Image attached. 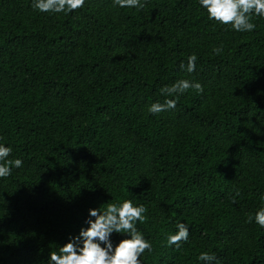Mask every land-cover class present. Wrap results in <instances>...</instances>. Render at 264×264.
Here are the masks:
<instances>
[{
    "label": "trees",
    "instance_id": "obj_1",
    "mask_svg": "<svg viewBox=\"0 0 264 264\" xmlns=\"http://www.w3.org/2000/svg\"><path fill=\"white\" fill-rule=\"evenodd\" d=\"M141 2L56 14L0 0V145L23 161L0 178V264H49L90 209L123 200L147 209L140 264H264V228L246 222L264 207V18L236 32L198 0ZM182 79L203 93L150 114Z\"/></svg>",
    "mask_w": 264,
    "mask_h": 264
},
{
    "label": "clouds",
    "instance_id": "obj_2",
    "mask_svg": "<svg viewBox=\"0 0 264 264\" xmlns=\"http://www.w3.org/2000/svg\"><path fill=\"white\" fill-rule=\"evenodd\" d=\"M201 8L206 10L209 20L228 26L236 32H251L255 30L253 17L264 18V0H198ZM85 0H33L32 7L41 13H72L81 9ZM113 6L121 9L142 10L145 4L141 0H113ZM217 55L221 48L213 50ZM197 57H188L187 72L192 73L196 68ZM184 65L181 64V68ZM189 89L203 93V86L199 82L179 80L171 86L161 89L165 96H176V99H166L163 104L153 103L148 112L157 115L163 111L176 107L180 94ZM12 149L0 145V178L11 175L12 168H21V159H9ZM264 201V196L261 197ZM104 206V205H103ZM102 207V206H101ZM90 209L89 216L93 219L86 221L88 227L82 228L78 236L70 239L58 251L50 252L49 264H140V257L147 251L151 253L152 244L137 230L136 224L144 223L147 219V209L144 205H134L131 200L120 203H107L104 210ZM247 223H255L264 228V207L247 217ZM178 231L167 236V245L181 247L187 242L189 228L185 223L177 224ZM113 233L124 234L130 238L120 240L114 247L111 236ZM101 245H104L102 247ZM198 259L212 264L216 260L214 254L202 252Z\"/></svg>",
    "mask_w": 264,
    "mask_h": 264
}]
</instances>
